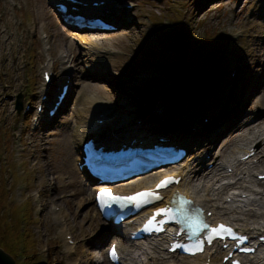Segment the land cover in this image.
<instances>
[{
  "label": "rangeland",
  "instance_id": "374dc122",
  "mask_svg": "<svg viewBox=\"0 0 264 264\" xmlns=\"http://www.w3.org/2000/svg\"><path fill=\"white\" fill-rule=\"evenodd\" d=\"M49 1L0 0V27L8 32L0 38V247L16 264H110L106 251L117 239L124 259L132 257L143 264L146 258L141 244L128 240L129 227L114 232L104 220L98 225L93 196L85 200L75 194V187H68L76 177L73 170H77L82 184L94 191L79 170L80 149L88 141V130L77 145L69 137L77 112L86 101H95L93 109L102 107L96 115L100 111L105 114L98 119L104 124L96 123L94 129L103 133L108 127L117 128L119 122L130 128L141 124L143 118H153L146 103L154 90L175 106L222 86L221 94L230 92L229 103H220V99L216 103L220 110L226 109L223 121L215 128L212 114L200 113L213 125L203 117L204 129L197 130L198 120L185 116L179 124L190 119L192 134L177 135L190 148V156L199 154L211 169L210 162L221 153L218 143L225 141L242 119L255 121L260 112L264 115V0L208 4V0H107L120 13L119 30L91 34L107 39L96 44L98 50L93 54L74 42ZM67 50L73 64L68 65L70 58L64 60L69 56ZM174 64L200 76L205 84L186 98L179 97L181 101L177 77L169 70ZM74 70L78 74L75 86L68 77ZM44 72L54 73L50 88L45 85ZM65 85L73 91L58 114L38 117L46 91L52 94L46 101L52 106ZM20 101L21 113L17 107ZM231 120L236 124L224 130ZM192 124L185 123L184 131ZM180 125L176 128L184 132ZM142 131L138 128L136 134ZM200 136L203 147L194 148L191 142ZM187 160L179 169L184 182L189 180L192 162ZM107 233L108 239L99 246Z\"/></svg>",
  "mask_w": 264,
  "mask_h": 264
},
{
  "label": "bare ground",
  "instance_id": "6f19581e",
  "mask_svg": "<svg viewBox=\"0 0 264 264\" xmlns=\"http://www.w3.org/2000/svg\"><path fill=\"white\" fill-rule=\"evenodd\" d=\"M82 1L85 4V2L88 0ZM52 2L58 3L59 1L52 0ZM94 10L96 11V15L104 16L115 24L120 22L117 20V16H119L120 13L113 10L108 5V2H105L104 5L95 8ZM40 11L41 17H43L42 19L44 20L46 16L45 11L43 8H41ZM7 34V30L4 29L3 25H1L0 38L5 37ZM70 36L73 37L74 42H77L81 49L83 47L88 54H93V52L98 50L96 44L107 40L106 38H97L74 31L71 32ZM11 43L13 42H10L8 46H10ZM65 53H68L69 56L64 57V60L70 58L68 65L73 64L75 60L71 58L70 52L67 50ZM77 75L78 74L76 70H74L71 74H68V77L75 82L72 83L74 86L77 84ZM227 85H229V82ZM221 88L222 86L219 88H215V86L211 87L209 93L203 96H198L193 101L186 100L182 108H179L177 104L176 106H173L172 104L169 105L167 98L162 96L159 97L157 90H154L152 94H148V97L150 98L148 102L149 104L146 103V105L151 108V112H153L151 115L153 118L147 119V122L143 119V122L140 124V126L137 125L130 128H127L129 126H127L124 122H119L117 128L113 129L112 127H108L109 129H105V132L103 133L93 131L92 128V126L96 124L94 118H96V116L99 118L101 113H104L100 111L98 112V115H96L98 109L102 107H97L96 105V107L93 109V106L91 105L95 101H86L84 105L85 107L78 110L77 112L78 118L76 119L74 130L72 131L73 134L69 135V137L72 142L77 145L81 140H83V137L85 136L84 131L86 129L88 130L87 133H91L89 136L90 138H102L105 136V138L111 137V139H114L115 134L126 138L127 136L135 134L136 130L140 128V130H144L146 133H149L145 134L144 138H150V134L156 136L164 135L163 133H166L170 135V137H177L178 139L177 135L190 136L192 134L191 128L194 127V125L190 123V119H184V126L192 124V126L186 128L185 131L183 125L179 124V122H181L182 118L185 116H188L195 121L198 120L196 122L197 130L201 128L204 129L200 121L203 117L206 119L209 118L207 115L200 114L203 112L212 114L214 126L216 128V125L219 123L218 121H223V117L226 115V109L222 110L224 107H222L221 110L220 108L216 107L217 100L220 99V103H226L224 101L229 103L228 98L230 97V92L229 94L227 92L221 94ZM72 91L73 90H70L68 92L66 99L64 100L65 102ZM162 93L164 94V92ZM223 95L225 96L224 98ZM151 96L154 97L151 98ZM156 114H158V116ZM262 115L263 113L260 112L258 118H256L255 121H249V119L247 121H243L242 119L241 123L231 131L225 141H220L218 145H214H217V148L220 147L219 149L221 153L217 159L210 162H213L211 169L207 166L209 164H207L206 160L200 159L198 157L199 154L193 153L191 156H189L187 161H192L187 172L189 180L187 182L181 183L179 187L188 196H192L196 201L203 204L207 210V213L209 211L213 212L214 219H223L226 222L234 224L239 229V231L248 234L251 237V240L254 242H257L259 237L264 236V180L259 179L260 176L264 175V115L263 117H260ZM209 122L211 125H213L210 119ZM166 124H168V126L173 125V127H168ZM234 124H236V122L233 120L226 123V126L223 123L225 126L224 130L229 129ZM177 125H180L184 132L179 131V128H176ZM133 136H136V134ZM111 139H109V141ZM200 139L201 136L196 138V141L193 140L191 145L194 148L197 146L203 147V142H199ZM177 142L182 143L183 140L178 139ZM214 143L215 142L209 143V145ZM252 152L256 153L255 157H252L245 162L241 161L244 157ZM79 154L80 153H78V155ZM229 169H232L231 173H229ZM73 173L76 175V177L74 176V179L68 183V187L69 185L75 187L77 189L75 194L83 196L85 200L90 199L91 196H93L95 199L94 191L82 184L77 170H73ZM178 174L183 176L184 173L178 171ZM124 187L128 192H133L139 188L138 186H133L132 183L124 184ZM94 220L95 223L100 225L103 219L100 215L99 217L94 218ZM129 223L130 222H127L126 224ZM64 226L68 227V223H66ZM120 228L121 227H114V232L120 231ZM110 232L113 233V230ZM169 236L170 235L160 237L159 239L150 243L143 242L140 243L141 245L137 243L140 245V249H143L144 257L146 258V260L143 261V264H201L208 258L214 264H221L223 258L229 253L223 252L219 246H214L210 251L194 258H180L178 254L169 255L167 253L169 246L166 243ZM107 239L108 233L102 236V239L98 245L102 246V243H104ZM88 255L89 254L87 253V256ZM90 255L92 258L91 260L94 262L95 257L91 253ZM127 256H130V254H127ZM255 262H264V247L262 244H260V248L256 256L253 258L244 259L245 264H256ZM123 264L137 263L134 258L130 257L128 260L125 259Z\"/></svg>",
  "mask_w": 264,
  "mask_h": 264
},
{
  "label": "snow or ice",
  "instance_id": "6c2138e0",
  "mask_svg": "<svg viewBox=\"0 0 264 264\" xmlns=\"http://www.w3.org/2000/svg\"><path fill=\"white\" fill-rule=\"evenodd\" d=\"M172 183V178L168 177L165 178L164 180L160 181L157 185L156 188H164L168 184ZM160 199L159 195L157 192L153 190H145L141 192H137L131 196H116L113 194L112 190L109 188H104L101 189L97 193V201L99 202L101 208L105 207H111L112 204H122V203H128V204H134L136 207H140L142 205L148 204L152 202L153 200ZM181 207V211H182ZM169 209H159L156 213V215H160L163 213H167ZM155 219V216L151 218L148 221V224L151 225L153 223V220ZM204 228H207V224H203ZM212 232L214 235H221L222 232H231L230 229L225 228V226L221 225L220 226V231L217 229H212ZM112 255H115V249H113V252L111 253Z\"/></svg>",
  "mask_w": 264,
  "mask_h": 264
},
{
  "label": "trees",
  "instance_id": "16d2710c",
  "mask_svg": "<svg viewBox=\"0 0 264 264\" xmlns=\"http://www.w3.org/2000/svg\"><path fill=\"white\" fill-rule=\"evenodd\" d=\"M222 1H224V0H208L205 3L206 4L217 3V2H222ZM196 58H199V56H197ZM182 69L183 68L181 66H179V64H177L176 66H175V64L171 65V67L169 68L171 75H173V77H174V75H175V77H177V82H176L177 84H175V86L179 89L178 101H181V99L186 98L185 97L186 94H192L194 91H196L197 89H199L205 85L202 78H200V76H196V74H192V73H187ZM179 97H181V99ZM176 104L178 106L184 105L182 103H180V104L176 103ZM176 104H175V106H176Z\"/></svg>",
  "mask_w": 264,
  "mask_h": 264
},
{
  "label": "water",
  "instance_id": "95a60500",
  "mask_svg": "<svg viewBox=\"0 0 264 264\" xmlns=\"http://www.w3.org/2000/svg\"><path fill=\"white\" fill-rule=\"evenodd\" d=\"M17 107L20 113L23 108L21 101L18 103ZM0 264H16V263L15 260L10 255L5 253L4 250L0 248Z\"/></svg>",
  "mask_w": 264,
  "mask_h": 264
}]
</instances>
